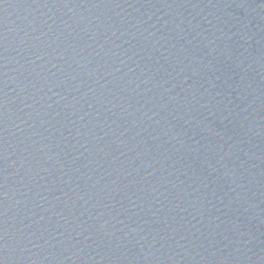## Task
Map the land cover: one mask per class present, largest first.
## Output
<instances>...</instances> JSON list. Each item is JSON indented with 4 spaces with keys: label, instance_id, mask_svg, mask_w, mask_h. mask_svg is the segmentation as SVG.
Wrapping results in <instances>:
<instances>
[{
    "label": "water",
    "instance_id": "obj_1",
    "mask_svg": "<svg viewBox=\"0 0 264 264\" xmlns=\"http://www.w3.org/2000/svg\"><path fill=\"white\" fill-rule=\"evenodd\" d=\"M0 264H264V0H0Z\"/></svg>",
    "mask_w": 264,
    "mask_h": 264
}]
</instances>
